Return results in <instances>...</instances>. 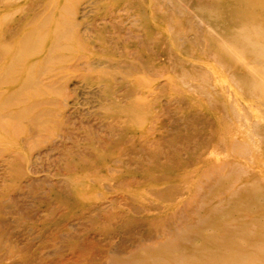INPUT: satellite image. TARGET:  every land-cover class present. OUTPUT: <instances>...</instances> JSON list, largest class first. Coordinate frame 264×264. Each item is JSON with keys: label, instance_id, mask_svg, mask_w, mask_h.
Here are the masks:
<instances>
[{"label": "rangeland", "instance_id": "obj_1", "mask_svg": "<svg viewBox=\"0 0 264 264\" xmlns=\"http://www.w3.org/2000/svg\"><path fill=\"white\" fill-rule=\"evenodd\" d=\"M99 3L86 0L81 9L89 16L78 18L91 41L109 47L107 55L82 40L95 65L80 66L82 77L70 82L62 130L17 171L0 164V264H168L160 245L193 256L207 236L219 233L210 226L214 215L251 223L227 191L242 192L253 176L264 180L259 136L252 150L243 145L252 124L223 109L228 93L247 100L237 83L244 70L222 67L216 56L224 43L237 41L233 36L242 26L264 31V6L257 0H194L191 6L206 11L188 22V14L174 10V0H156L160 12L179 19L175 32L165 33L151 23L150 29L132 25L138 14L125 4L115 10L107 4L105 11ZM164 16L154 12L152 19ZM246 64L253 67L249 59ZM127 69L139 70L143 80ZM195 73L214 76L201 83L191 78ZM198 85L204 90L197 92ZM135 100L148 108L142 124L126 111ZM213 107L230 118L228 130ZM220 140L233 153L208 157ZM156 188L172 192L173 202L144 203ZM248 207L257 210L254 202ZM257 217L256 225H264V215ZM231 240L242 249L253 243L239 234Z\"/></svg>", "mask_w": 264, "mask_h": 264}, {"label": "bare ground", "instance_id": "obj_2", "mask_svg": "<svg viewBox=\"0 0 264 264\" xmlns=\"http://www.w3.org/2000/svg\"><path fill=\"white\" fill-rule=\"evenodd\" d=\"M27 1L30 0H0V164L14 167L15 171L21 162L28 163L32 153L46 143L45 141L62 130V116L65 115L66 107L70 105L65 101L70 82L82 77V74L77 72L80 66L92 68L95 65L90 62L89 52L82 40L86 41L87 45L97 47L98 52L106 55L109 48L105 43L100 45V40L91 41L87 35V28L79 21L80 17L86 19L89 16L84 12L85 9H81L86 0H67L66 3H60V0H41L38 6H30ZM174 1L176 2L174 10L178 7L188 14V22L197 20L198 14L206 11L205 7L203 9L191 6L194 0ZM257 1L264 6V0ZM99 4L101 10L105 11L107 4L112 5L113 10L123 4L129 6V11L138 14L132 25H141L146 29H150L152 25L165 33H173L176 22L179 21L176 14L171 11L160 12L161 8L157 6L156 0H100ZM154 12L165 15L164 20L158 17L157 20L152 19ZM233 37L237 40L236 44L224 43L223 51L217 54L216 61L225 68L244 70L240 72L237 83L241 91L246 94L247 100H236L232 92L228 93L223 109L226 113L242 118L244 123L252 124V134H249L250 136L247 134L248 137L245 138L243 145L250 143L248 148L252 150L255 148L252 143L253 138L258 135L259 142L256 146L261 148L263 161L264 31L257 25L242 26ZM246 59H249L252 68L247 69ZM127 70L129 76L138 81L143 80L144 75L139 70ZM105 74L107 75V72ZM190 76L202 83L210 80L209 77L214 75L195 73ZM197 89V92L203 91L204 87L198 85ZM126 111L133 123L142 124L148 108L142 100H135ZM217 111L214 108L212 112L218 115L219 124L227 128L224 127L223 131L228 130L230 118ZM21 144L24 146L21 147ZM218 145L217 149L213 148L209 151L208 157L217 159L228 156L229 151L233 153V147L225 143V140H220ZM233 169L238 175L242 174L238 164ZM238 181L239 177L230 182L233 186ZM159 189L147 192L143 202L170 205L173 202L170 201L172 192ZM227 192L232 193V199L239 203L241 208L239 212L250 215L252 226L250 222H241L235 216L229 215V218L220 220L214 215V222L210 226L218 228V234L207 236L205 238L207 244L196 249L190 257L173 253L169 244V247L163 244L166 250L160 245L161 250L165 252L160 255L163 262L264 264V225L257 226L255 223L258 221L257 216L264 215V180L253 176L252 180L243 186L242 192L233 189ZM252 202L255 203L257 213L248 207ZM253 224L257 226L256 230L253 229ZM255 232H257L256 240L252 239ZM237 234L253 243L246 249L238 247L231 240V236ZM213 254L215 256L211 257ZM141 262L140 264L149 263L147 260Z\"/></svg>", "mask_w": 264, "mask_h": 264}]
</instances>
